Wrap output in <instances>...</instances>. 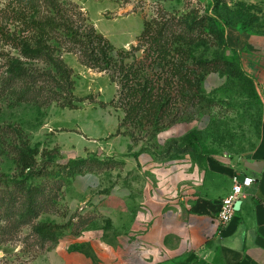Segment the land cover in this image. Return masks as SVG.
<instances>
[{
    "label": "rangeland",
    "instance_id": "1",
    "mask_svg": "<svg viewBox=\"0 0 264 264\" xmlns=\"http://www.w3.org/2000/svg\"><path fill=\"white\" fill-rule=\"evenodd\" d=\"M263 62L264 0H0V264H164L149 206L242 163Z\"/></svg>",
    "mask_w": 264,
    "mask_h": 264
},
{
    "label": "crops",
    "instance_id": "2",
    "mask_svg": "<svg viewBox=\"0 0 264 264\" xmlns=\"http://www.w3.org/2000/svg\"><path fill=\"white\" fill-rule=\"evenodd\" d=\"M254 76L263 103L262 120L257 141L242 163L212 173L206 183L207 194L185 208L181 201L164 211L149 206L151 220L139 242L162 248L164 264H264V62ZM251 161H259L258 171L246 167ZM153 171L164 178L166 191H175L172 183H166L168 170L160 175ZM238 173L251 176L254 183L245 190L230 220L218 224L214 219L218 201L228 192L231 176ZM176 178L184 179L183 171Z\"/></svg>",
    "mask_w": 264,
    "mask_h": 264
},
{
    "label": "built area",
    "instance_id": "3",
    "mask_svg": "<svg viewBox=\"0 0 264 264\" xmlns=\"http://www.w3.org/2000/svg\"><path fill=\"white\" fill-rule=\"evenodd\" d=\"M254 183V179L243 173L234 174L230 178V188L218 201L214 219L218 224L230 220L235 212L233 204L245 195V190Z\"/></svg>",
    "mask_w": 264,
    "mask_h": 264
},
{
    "label": "trees",
    "instance_id": "4",
    "mask_svg": "<svg viewBox=\"0 0 264 264\" xmlns=\"http://www.w3.org/2000/svg\"><path fill=\"white\" fill-rule=\"evenodd\" d=\"M22 51L24 53L30 54V55H37L40 53L41 48L39 46H35L33 48L28 47L27 45H22ZM8 71L11 73V76H18L20 75L21 68L19 66H9ZM34 230L37 233V235L42 239H49L51 238V232L47 227L44 225H35Z\"/></svg>",
    "mask_w": 264,
    "mask_h": 264
},
{
    "label": "water",
    "instance_id": "5",
    "mask_svg": "<svg viewBox=\"0 0 264 264\" xmlns=\"http://www.w3.org/2000/svg\"><path fill=\"white\" fill-rule=\"evenodd\" d=\"M259 164V161H251V162H247L246 163V167L253 170V171H258L259 169L256 168V165ZM239 203H240V200H236L233 204V208L235 210L238 209V206H239Z\"/></svg>",
    "mask_w": 264,
    "mask_h": 264
}]
</instances>
